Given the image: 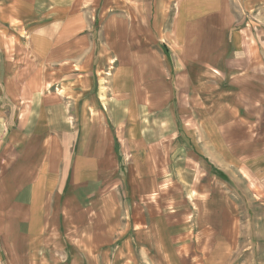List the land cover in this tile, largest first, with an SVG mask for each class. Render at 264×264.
Instances as JSON below:
<instances>
[{"label":"crops","instance_id":"crops-1","mask_svg":"<svg viewBox=\"0 0 264 264\" xmlns=\"http://www.w3.org/2000/svg\"><path fill=\"white\" fill-rule=\"evenodd\" d=\"M203 1L151 6L157 28L170 24L160 34L178 51L175 67L188 68L172 78L190 83L188 102L117 94L151 79L153 50L134 22L147 24L148 0L0 1V76L15 79L5 34L27 45L31 60L27 89L0 93V264H238L249 249L239 248L235 216L244 206L222 174L251 178L253 201L264 205L256 186L264 182V61L260 47L254 59L238 58L240 92L215 103L213 94L199 98L196 66L211 81L208 70L222 67L224 56L209 45L212 23L190 21L199 10L205 16ZM248 46L238 33L237 55ZM104 79L116 94L100 93ZM51 84H60L61 97ZM117 146L129 163L123 175Z\"/></svg>","mask_w":264,"mask_h":264},{"label":"rangeland","instance_id":"rangeland-1","mask_svg":"<svg viewBox=\"0 0 264 264\" xmlns=\"http://www.w3.org/2000/svg\"><path fill=\"white\" fill-rule=\"evenodd\" d=\"M152 1L153 0H148L147 24L146 23L143 24L142 22H140L139 19H135L134 22L137 25V27H140V25H142L143 28L145 27L146 29L150 48L154 51V52L153 51L150 52L149 57L151 58V62H153L152 64L156 67L149 66L147 68L148 70L147 75L149 76L148 79L151 78L150 82L148 83L133 82L131 83L130 87L119 90L117 94H119L120 92L121 94L130 93V94L139 95L140 93L142 92L145 93L147 91L148 94H154L155 97H157L156 94L158 96H161L162 94H168L172 99L173 98L176 99V97H178V98H183L186 102H188L189 98H191L189 93L190 83L178 84L175 83L172 79L176 76L178 72L183 74H188L187 73L188 68L175 67L176 66L175 62L172 59L175 58L173 57L174 53H177L178 51L177 49H174L172 43L168 40L169 34H165V37H163V35L160 34L162 30H163L162 32L164 33L165 31L164 29H166V27L169 26L170 24L169 22L165 23L164 21H160V24L162 23L163 26H159L157 28L156 22L152 16L154 12L151 13ZM198 1L199 0H197V2ZM199 4L203 9L205 7L206 10L205 16L199 10L198 14H196V19L195 20L191 19L190 21L192 23L194 22L195 24H197L200 22V20L204 18V22L207 23L206 25H209L208 24L209 22L212 23V27H214V29L212 30L213 43L209 45L210 47L212 46L215 49L216 53L224 52V56H221L219 61V62L223 61L222 67L216 66L208 70L212 74L211 81L208 80L210 77L205 78L206 71L203 68L204 66L202 67L197 65L195 68L197 76H196V83L194 84V86L196 88L195 89L196 94H198L199 98L200 97L203 98L204 94H213V100L215 103L217 101L216 99L221 97V94H237L238 92H240L238 83L237 82L233 83L235 81L234 76H236L237 73H239L241 69H243L241 62L237 63L236 65V61L238 58L241 59V57H244L245 59L252 60L254 59V53H252L253 50H256L258 54V48L260 47V57L262 63L264 61V0H206L205 2L204 1L199 2ZM172 7L173 4L171 3L170 9ZM221 12L222 14H220ZM210 16L211 19H209ZM159 19L160 17H158V20ZM169 21L171 23V18ZM209 29L212 28L209 27ZM11 32L13 31L11 30L8 33ZM238 33L246 42V45H249L248 47H246V50L242 51L243 54L241 53V51H239L241 53L240 55H237L238 53L237 50L235 48L234 49L232 48V44L236 45V35ZM20 37L25 38L23 32L20 35ZM2 38L6 42H8L9 39L8 49L3 51L5 59L10 60L11 62H13V60H16V65L13 66L14 64L13 63L10 67H8L9 68L8 75H12L13 77H15L14 79L15 81L12 78L8 79L6 77H3L2 74L0 76V93H2L4 97L6 96L7 91H9V94L12 95L11 89H15L16 87L20 88L23 83L24 85L22 87H24V89H27V85H28V83H26L27 80L25 78L23 79L22 75L23 74L24 76L28 75V71L31 70V68L25 63V62L28 63V61L31 60L29 59L30 58L29 56L24 57L25 53L27 55V51H28V48L26 47L27 45L22 44V42L19 39L17 40L18 42L16 40L14 41L13 35L5 34L4 37L2 36ZM21 45H23V47ZM224 45L225 47H228L230 49V50L228 49L229 52L231 51L232 53L229 57L225 54L226 51ZM0 46H2L1 43ZM1 58H3V55L0 52V59ZM227 59L232 60L233 64H235L236 66L233 64L232 66L231 63H229V66L231 67H229L228 69ZM32 62L34 61L32 60ZM34 64L36 63L34 62ZM161 64L164 66H162ZM262 69L264 70L263 66ZM32 70L34 73L33 67ZM12 71L14 73H12ZM108 71H110V75H111L112 69L108 68L107 71L103 72V76H106ZM33 73L32 76L34 75ZM151 75H153V78ZM157 75H159L160 77H162V75H165L167 77H165L164 81L162 82H155V80L151 81L152 79H155ZM43 85H36V89L40 90L43 87ZM50 88L52 89V91L57 93V96L61 97L60 84H53ZM97 88L100 89V93L102 90L105 94H116L113 90L111 92L110 84L105 79L97 84ZM209 90H211V93ZM98 99L100 101V106L103 107V104L105 106H108L109 101H104L102 97L101 98L99 97ZM5 100L7 106H10L9 103L11 102V100L8 99L7 97ZM26 100L28 99L21 96L20 101H26ZM16 101L19 102V98L16 99ZM118 101H120V99ZM139 101L140 100H138V102ZM197 105L198 108H200L199 107L200 104ZM108 116L109 114L106 112L102 114L100 116V122L102 124H105L106 122L104 118ZM179 121L180 120H177V122ZM121 149L122 148H120V146L116 147V152L118 154L117 155L118 172L120 173V175H123L125 171L129 168V163L126 160L124 161L123 156L120 155ZM222 175L221 176L223 179L226 178L225 180H227L229 187L238 190L239 192L238 205L242 207L244 206L243 209L235 212V216L242 221V225H243V228L241 230V237H239L240 239L239 248H241V246L244 245V247L246 248L249 247V249H247V251H245L243 255L241 256L239 255V258L237 259V263L264 264V205H258V201H253L254 197L251 194L253 181L251 178L244 179L243 181L241 177H236L234 175H231V173L229 177H227L224 174ZM256 186H260L261 189H263L264 188L263 180H261V183L256 184ZM263 198L264 196H261V199ZM234 200L236 201V197L234 198ZM235 256L236 254H234L233 257Z\"/></svg>","mask_w":264,"mask_h":264}]
</instances>
